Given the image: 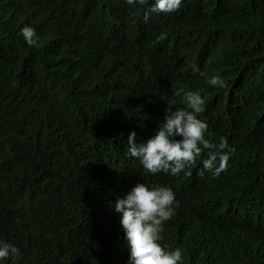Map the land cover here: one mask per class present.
<instances>
[{
  "label": "trees",
  "instance_id": "16d2710c",
  "mask_svg": "<svg viewBox=\"0 0 264 264\" xmlns=\"http://www.w3.org/2000/svg\"><path fill=\"white\" fill-rule=\"evenodd\" d=\"M150 3L0 0V239L21 253L5 264H126L109 203L137 182L174 191L161 243L182 264H264V0H183L145 23ZM196 90L228 168L199 176L205 150L178 176L144 173L129 133L143 142Z\"/></svg>",
  "mask_w": 264,
  "mask_h": 264
},
{
  "label": "clouds",
  "instance_id": "9594fccd",
  "mask_svg": "<svg viewBox=\"0 0 264 264\" xmlns=\"http://www.w3.org/2000/svg\"><path fill=\"white\" fill-rule=\"evenodd\" d=\"M130 7L144 5L145 0H125ZM183 0H151L143 12V21L148 22L152 13L171 14L179 11ZM29 47L39 46L36 30L28 25L20 33ZM192 72L201 74L198 66L193 65ZM212 87H225V81L219 75L207 77ZM203 90L187 91L183 94L186 107L171 110L169 106L162 122L154 134L137 142V133L132 131L127 137V156L139 161L144 173H159L178 176L189 166L197 162L203 151L207 157L200 163L198 175L219 176L228 168L235 149L226 138L219 143L213 142L208 124L200 119L205 110ZM109 207L118 214V223L124 233L129 253L126 264H182L183 250L170 248L161 242L164 240V225L176 212L175 193L169 185H148L137 182L123 196L118 197ZM20 249L10 241L0 239V264L10 257H19Z\"/></svg>",
  "mask_w": 264,
  "mask_h": 264
}]
</instances>
